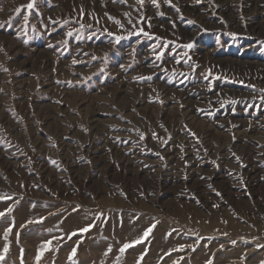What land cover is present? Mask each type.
<instances>
[{"label":"rangeland","instance_id":"rangeland-1","mask_svg":"<svg viewBox=\"0 0 264 264\" xmlns=\"http://www.w3.org/2000/svg\"><path fill=\"white\" fill-rule=\"evenodd\" d=\"M0 214V264H264V0H0Z\"/></svg>","mask_w":264,"mask_h":264},{"label":"snow or ice","instance_id":"snow-or-ice-1","mask_svg":"<svg viewBox=\"0 0 264 264\" xmlns=\"http://www.w3.org/2000/svg\"><path fill=\"white\" fill-rule=\"evenodd\" d=\"M114 2H115V0H114ZM120 2L121 3H124V2H126V0H120ZM169 2H170V0H169ZM137 3L138 4H143V0H137ZM153 3H156V0H153ZM27 7L29 8V9H32L33 7H34V4L33 3H29L28 5H27ZM17 11L19 12L20 10L19 9H17ZM138 31H143L142 29L141 30H138ZM145 35H147V33H144ZM119 39V38H118ZM185 47H187V48H191L192 47V45L191 44H188V45H186ZM142 139H143V137H141ZM0 215H3V214H0ZM85 231H86V229H85ZM0 259H3V257H0Z\"/></svg>","mask_w":264,"mask_h":264},{"label":"bare ground","instance_id":"bare-ground-1","mask_svg":"<svg viewBox=\"0 0 264 264\" xmlns=\"http://www.w3.org/2000/svg\"><path fill=\"white\" fill-rule=\"evenodd\" d=\"M255 29H262V26L258 25L257 27H254Z\"/></svg>","mask_w":264,"mask_h":264}]
</instances>
